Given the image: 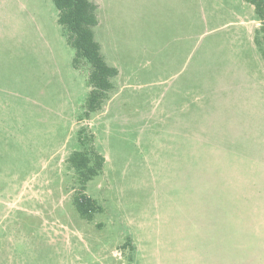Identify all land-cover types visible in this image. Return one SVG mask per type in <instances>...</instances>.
Here are the masks:
<instances>
[{"label": "rangeland", "instance_id": "374dc122", "mask_svg": "<svg viewBox=\"0 0 264 264\" xmlns=\"http://www.w3.org/2000/svg\"><path fill=\"white\" fill-rule=\"evenodd\" d=\"M150 2L144 30L122 31L120 45H105L119 74L102 109L85 118L90 65L75 71L54 1L0 0V264H178L166 248L182 250L191 236L177 217L187 202L177 192L186 144L173 137L186 122L200 137V105L232 112L211 92L246 88L241 69L258 63L242 20L237 38L227 39L205 0ZM244 99L231 128L257 150L261 169L264 94L255 110ZM91 134L106 160L83 189L68 159L89 148ZM83 192L102 208L93 220L76 210ZM188 255L183 264H194Z\"/></svg>", "mask_w": 264, "mask_h": 264}, {"label": "crops", "instance_id": "0c3cea01", "mask_svg": "<svg viewBox=\"0 0 264 264\" xmlns=\"http://www.w3.org/2000/svg\"><path fill=\"white\" fill-rule=\"evenodd\" d=\"M91 1L97 4L99 23L95 27V39L100 43L105 59V45H120L118 40L122 31L134 29L140 33L145 29L148 7L152 6L150 0ZM205 5L210 10L209 17L215 19L227 39L237 38V20H242L244 27L240 30L248 37V45L258 65L255 67L251 62L241 69L248 71L245 83L240 78L246 88L218 87L211 92L218 101L221 99V105L235 106L232 112L200 105V137L189 134L188 122L183 123L181 136L174 135L175 139H185L187 159L183 163L184 182L177 191L181 200L187 202L178 213L183 217H177L185 220L184 232L191 237L183 243L182 250L166 249L169 254L173 252L178 264L187 262L188 258L191 260L188 253L193 255L194 264L196 261L200 264H264V166L260 169V156L254 146L249 147L243 142L245 138L235 135L236 130L231 128L235 124L233 116L240 114V101L251 100L249 107L255 110V100L264 94V53L256 42L261 20L254 5L246 0H205ZM139 44L154 45L153 42ZM74 68L75 71L82 70ZM245 94L247 97L243 96ZM233 95L236 98L232 99ZM202 109L206 111L204 115ZM222 117L229 120H221ZM170 186L168 184L166 189ZM152 187L159 190L155 181ZM154 192L157 198L158 191ZM259 217L263 223L256 227L254 224ZM255 227L261 238L256 243Z\"/></svg>", "mask_w": 264, "mask_h": 264}, {"label": "trees", "instance_id": "16d2710c", "mask_svg": "<svg viewBox=\"0 0 264 264\" xmlns=\"http://www.w3.org/2000/svg\"><path fill=\"white\" fill-rule=\"evenodd\" d=\"M53 1L59 13L58 22L62 25L69 44L75 49L74 66L81 68L83 61L90 65V93L84 112V117L89 118L92 113L101 110L109 98V93L115 87L113 78L119 74V70L108 64L101 52L100 43L95 39V27L99 23L97 4L91 0ZM246 1L254 5L264 33V0ZM89 140V148L75 150L68 159L83 189L103 170L106 160L97 150L93 134ZM74 204L80 216L87 220H93L95 214L102 209L96 199L84 192L75 197Z\"/></svg>", "mask_w": 264, "mask_h": 264}]
</instances>
